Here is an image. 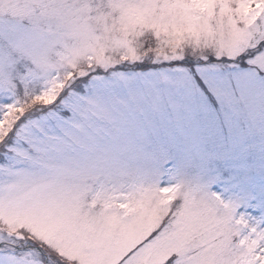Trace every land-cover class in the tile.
Masks as SVG:
<instances>
[{
	"label": "rangeland",
	"instance_id": "374dc122",
	"mask_svg": "<svg viewBox=\"0 0 264 264\" xmlns=\"http://www.w3.org/2000/svg\"><path fill=\"white\" fill-rule=\"evenodd\" d=\"M253 3L259 11H248ZM261 12L264 0H0V37L22 27L43 34L16 67L18 100L28 109L36 93L48 86L58 92L90 63L241 53L251 46L241 42L249 33L252 43L264 40ZM8 51L0 38V53ZM164 67L174 71L118 75L90 95V117L121 142L150 130L171 108L168 77L187 68ZM235 111L259 131L264 92L250 93ZM216 131L207 128L210 136ZM153 140L142 150L93 149L89 159L52 155L15 167L0 161V229L34 233L61 253L44 248L51 264H239L247 229L236 206L248 194L214 184L238 161L202 157L191 143L169 151Z\"/></svg>",
	"mask_w": 264,
	"mask_h": 264
},
{
	"label": "snow or ice",
	"instance_id": "6c2138e0",
	"mask_svg": "<svg viewBox=\"0 0 264 264\" xmlns=\"http://www.w3.org/2000/svg\"><path fill=\"white\" fill-rule=\"evenodd\" d=\"M253 9L259 11L255 3L248 11ZM260 15L264 16V12ZM0 38L9 49L7 54L0 53V121L3 122L0 123V161H11L15 167L52 155L89 159L87 153L93 149L151 147L153 137L163 141L169 151H178L191 143L202 157L236 160V165L215 175L214 184L223 190H243L248 194L244 203L236 206L247 229L241 232L244 254L239 264H264V124L256 131L235 111L250 93L264 92V40L252 43L249 33L241 38L242 43L251 44L243 52L197 61L174 57L153 59L151 63H145L143 58L125 60L119 65L102 63L94 67L90 63V71L73 73L61 83L58 92L48 86L36 93L27 101L30 107L26 109L18 100V57L42 41L43 34L36 27H22ZM219 60L224 63H216ZM165 65L187 68L183 74L168 77L166 94L172 102L171 108L164 109L150 130L141 127L134 134L128 133L121 142L117 133L98 126L90 117V95L103 90L118 75L130 71L145 75L174 71ZM97 67L102 68L103 75ZM209 126L217 130L215 135H208ZM213 191L223 196V191ZM44 248L56 252L45 241L34 238L31 231L15 227L0 229V264H51V256ZM60 255L56 252L57 257Z\"/></svg>",
	"mask_w": 264,
	"mask_h": 264
}]
</instances>
